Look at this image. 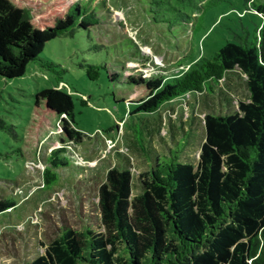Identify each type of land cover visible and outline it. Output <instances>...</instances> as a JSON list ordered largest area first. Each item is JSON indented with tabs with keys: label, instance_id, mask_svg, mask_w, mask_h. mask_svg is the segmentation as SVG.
Listing matches in <instances>:
<instances>
[{
	"label": "trees",
	"instance_id": "trees-1",
	"mask_svg": "<svg viewBox=\"0 0 264 264\" xmlns=\"http://www.w3.org/2000/svg\"><path fill=\"white\" fill-rule=\"evenodd\" d=\"M216 1L154 0L151 12L158 23L190 27L194 16ZM245 1L261 18L252 38L245 30L244 36L236 35V41L195 59L172 78L158 71L149 77L114 72L110 79L125 87L128 96L136 95L134 101L126 96L124 101L130 104L127 114L142 119L141 146L152 137L151 126L161 111L177 99L205 101L220 94L229 102L223 95L228 91H220L223 82L232 85L229 76L247 78L250 102L228 114H205L197 166L181 159L190 143L186 134L166 155L146 150L152 168L139 177L136 196L130 169L109 170L99 188L104 231L65 227L45 254L29 264H264V0ZM84 3L0 0V77H24L48 42L98 25ZM85 69L97 81L105 67L86 64ZM35 104L61 122L64 146L52 152L43 171L44 188L50 190L60 181L57 170L71 166L68 146L82 143L85 135L76 125L73 96L66 89H44ZM0 126L10 129L4 121ZM14 207L13 200L1 201L0 215Z\"/></svg>",
	"mask_w": 264,
	"mask_h": 264
},
{
	"label": "rangeland",
	"instance_id": "rangeland-1",
	"mask_svg": "<svg viewBox=\"0 0 264 264\" xmlns=\"http://www.w3.org/2000/svg\"><path fill=\"white\" fill-rule=\"evenodd\" d=\"M84 1L98 25L76 28L72 36L48 42L24 77H0V121L10 127L0 126V202H16L0 215V264L31 263L45 254L65 227L103 232L99 188L109 170L130 169L136 196L139 177L152 168L147 151L166 155L186 134L190 143L182 149L181 159L197 166L205 114H228L241 102H250L247 78L229 76L232 85L223 82L220 87L228 91L223 95L229 102L220 94L205 101L193 96L177 99L161 111L151 126L152 137L141 146L142 119L127 114V101L136 95L128 96L110 74L150 76L160 71L172 78L195 59L212 56L227 41H236V35L244 36L245 30L252 38L261 18L248 10L252 3L245 0H218L195 15L190 27H172L155 21L154 0ZM86 64L105 67L97 81L88 78ZM50 88L66 89L73 96L76 125L85 138L68 146L71 166L57 170L60 181L48 190L43 171L52 152L64 146L58 117L35 104L36 95Z\"/></svg>",
	"mask_w": 264,
	"mask_h": 264
},
{
	"label": "built area",
	"instance_id": "built-area-1",
	"mask_svg": "<svg viewBox=\"0 0 264 264\" xmlns=\"http://www.w3.org/2000/svg\"><path fill=\"white\" fill-rule=\"evenodd\" d=\"M145 76V75H144ZM151 76V75H150ZM145 77H149V76H145Z\"/></svg>",
	"mask_w": 264,
	"mask_h": 264
}]
</instances>
